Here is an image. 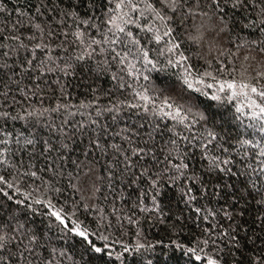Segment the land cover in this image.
I'll return each mask as SVG.
<instances>
[{"label": "snow or ice", "instance_id": "1", "mask_svg": "<svg viewBox=\"0 0 264 264\" xmlns=\"http://www.w3.org/2000/svg\"><path fill=\"white\" fill-rule=\"evenodd\" d=\"M0 264H264V0H0Z\"/></svg>", "mask_w": 264, "mask_h": 264}]
</instances>
